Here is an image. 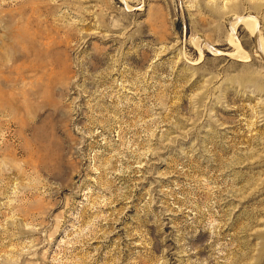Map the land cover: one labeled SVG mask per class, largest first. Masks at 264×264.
<instances>
[{
    "label": "rangeland",
    "instance_id": "rangeland-1",
    "mask_svg": "<svg viewBox=\"0 0 264 264\" xmlns=\"http://www.w3.org/2000/svg\"><path fill=\"white\" fill-rule=\"evenodd\" d=\"M0 264H264V0H0Z\"/></svg>",
    "mask_w": 264,
    "mask_h": 264
},
{
    "label": "bare ground",
    "instance_id": "bare-ground-1",
    "mask_svg": "<svg viewBox=\"0 0 264 264\" xmlns=\"http://www.w3.org/2000/svg\"><path fill=\"white\" fill-rule=\"evenodd\" d=\"M238 4V3H237ZM237 4L235 3V4H232L231 6H229L228 8L230 9L231 8V10L232 9H234L236 6H237Z\"/></svg>",
    "mask_w": 264,
    "mask_h": 264
}]
</instances>
